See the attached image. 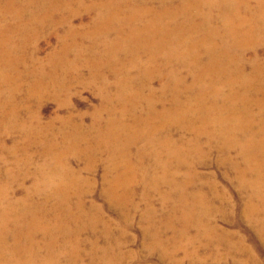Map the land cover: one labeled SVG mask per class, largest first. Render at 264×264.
Returning a JSON list of instances; mask_svg holds the SVG:
<instances>
[{"label": "bare ground", "instance_id": "1", "mask_svg": "<svg viewBox=\"0 0 264 264\" xmlns=\"http://www.w3.org/2000/svg\"><path fill=\"white\" fill-rule=\"evenodd\" d=\"M92 13L88 29L83 21L80 28L73 25L75 18ZM59 27L63 28L64 58L60 62L70 75L69 82L95 87L103 100L94 109L90 126L80 120L64 121L60 142L64 150L57 141H46V154L53 165L35 166L37 181L31 196L14 201L8 196L23 168L18 174L15 168L0 172V264H83L85 257L88 264H121V244L110 236L100 208L88 207L83 201L90 193L87 187L94 188L96 183L83 173L96 171L101 158L102 197L118 208H129L127 216L131 217L137 206L133 198L136 184L142 186L145 200L164 188V203L175 196L179 207L172 205L174 210L162 220L165 230L174 234L173 220L184 227L192 221L201 223L197 217L203 214L211 218L213 210L202 206L207 182L204 184L202 174L196 171L195 159L208 158L214 150L219 165L235 174V186L250 189L255 197L264 193V58L259 53L264 45V0H0L3 135L34 132L25 122L17 123L19 107L12 105L8 110L15 95L7 90L12 88V80L20 78L12 72L16 61L20 62L14 60L20 49L7 46L8 38L18 36L24 45L32 31L41 33L48 28L54 32ZM93 38L103 39V44ZM85 40L91 43L85 45ZM70 51L73 64L67 63ZM43 73L29 88L32 92L37 84L44 85ZM7 93L12 97L2 102ZM8 147L5 143L0 146L14 164L31 168V156L23 151L27 158L19 159L18 150ZM67 156L85 165L75 169L65 162ZM3 159L0 153V163ZM146 159L151 163L146 164ZM207 188L215 192L217 187L208 181ZM177 207L185 211L179 219L174 214ZM245 207L241 214L258 221L250 212L255 209L259 214V209L252 203ZM91 209L97 211L96 217ZM195 209L199 215L192 213ZM10 217L23 218L22 223H13ZM98 222L104 224V246L97 239L87 243L82 238L86 229L95 234ZM155 225L144 228L143 234L151 240L146 247L162 246L161 255L172 259L178 249L175 238L180 235L164 241L162 230ZM184 228L181 235L186 234ZM212 232L205 234L211 236ZM38 234L41 240L35 239ZM86 243L87 250L83 249Z\"/></svg>", "mask_w": 264, "mask_h": 264}, {"label": "rangeland", "instance_id": "2", "mask_svg": "<svg viewBox=\"0 0 264 264\" xmlns=\"http://www.w3.org/2000/svg\"><path fill=\"white\" fill-rule=\"evenodd\" d=\"M88 2H90V0H88ZM93 16L94 13L85 15L82 17V19L75 18L73 20V25L80 28L82 27L81 23L83 21L84 24L86 23L85 26L88 29L89 22ZM62 29V27H59L53 32L46 28V30L44 32L41 31V33H35L32 31L33 33L31 32L30 36L24 40V45L21 43L23 40L21 38L18 39V36L13 35L11 38H8L9 44L7 46H14L20 49V51H17L14 56V60H19L20 62L18 63L16 61L17 64L15 68L12 69V72L14 76L20 75L21 79L15 78V80H12V88L7 90L13 92L12 94L15 95V97H12V94L7 93V95H5L7 97L3 96L1 100L4 102L7 99H10L8 96H11L12 98L10 100L13 101V103L8 106V110L11 109L12 105H15L17 108L19 107L18 113L20 116H17V123L22 124L25 122L24 124L27 126V128L32 127L34 130L33 133H29L27 130L13 131L8 135H3L2 132H0V146L4 145V143L10 148L14 146L12 148H16L18 150L16 157L19 159L27 158L22 154L23 151H25L32 158L30 169L26 167L24 168L22 165L19 167L20 163L18 162L19 164H14L13 158L10 157L8 152L6 153V151H2L0 148L1 156L5 158L3 159L4 161L2 160L0 163L1 174H3L6 169L12 171L15 168L17 174L19 173L20 169H24L20 174L22 178H15V184L12 183L11 187L9 188L10 191L8 196L13 201L15 199L18 200L25 196L32 195L31 188L33 187L34 182L36 183L37 181H35L37 178L34 171L35 166L46 167V165H53L51 157L49 158V156L46 154V141H51V139L57 141L59 143V148H61L60 150H64V148H62L63 145L60 143L62 138L61 133L64 130L63 126H65L63 124L64 121L68 120L72 123H76L80 120L85 125L90 126V122H93L94 118L92 113L94 112V109L96 110L101 105L103 100V96L98 94L95 87L86 88L77 84L76 82H69L68 79L70 75L60 62L64 59L63 56H61ZM111 38H113V35H111ZM91 40H97V42L99 41V45H101V43L103 44V39L101 38H93ZM68 41L73 43V41L70 39H68ZM64 43H67V39ZM90 43L91 41L89 40H85L84 42L85 45ZM16 44L18 45L16 46ZM259 53L260 57L264 58V45L259 49ZM57 55L59 57H57ZM66 58L68 64H73L75 62L73 52L68 53ZM246 58L249 60L248 56ZM248 69H250L249 65L247 66V70ZM40 72L46 73L42 74L45 76L43 81H41V83H44V85L37 84L38 88L34 89L32 92L29 88L34 85L36 81L39 82L38 78ZM82 74L84 77H87L88 71L84 70ZM109 79L112 81V77H109ZM14 83L16 86H14ZM17 86H19L18 90L16 91L15 89L12 91V89L16 88ZM155 86L157 85L155 84ZM62 90H65L66 92L63 91L62 93ZM114 92V89H112L111 94H114ZM30 119H34L32 120L33 124H31ZM44 126L50 127L46 128ZM59 129H61V131ZM0 131H2V128ZM186 135L190 137L189 134ZM203 141L204 139L202 142ZM72 158H68L67 156V158H65V162L67 161L73 168L80 169L85 165L82 161H77L74 157ZM50 160L51 162H49ZM102 160L103 158L98 161L96 171L83 173L85 178L89 180L92 178L96 181L94 188L87 187V190H89L90 193L84 196L83 201H85L84 204L88 207L95 205L96 207L98 206L100 208L99 214L102 216V219L105 221V223H107L105 226H108L109 231H111L110 236L115 239L116 242L121 244L119 249L121 257L119 260H122L121 264H264V193L259 197H255L253 196V193L250 189L235 186V174L227 167L219 165V154L216 152V150L212 151L208 158L195 159L196 171L202 174L203 183L205 184L209 181L214 183L217 187L215 192L208 191L206 183L204 186L205 189H203L204 197H202V206L207 207L205 208L207 210H213L211 211V218L206 219L205 215L203 214L202 216L197 217L199 220H201V223L192 221L190 225L184 226L186 228L181 227L176 220L172 221L174 226H176L175 234L178 236L180 235L179 237L175 238L176 240L174 243L178 249H174L175 253L172 259L170 257L161 255L162 251H160L159 248H163L162 246L149 250L146 246L151 243V240L143 234V231L146 226H151V224L155 222V229L156 227H159V229L162 230L161 235L164 241H170V239L175 236V234L170 230H165V224L162 222L163 219L165 220L167 214L174 210L173 206L178 204L175 196H173L167 203H164L163 195L167 191L164 188L162 191L153 192L149 200H145V197L142 193V186L136 184L135 188L137 192L134 194L133 198L137 206L135 207L136 209L132 211L131 217L127 216L130 212L129 208L120 207L122 208L120 209L111 203H107L102 197L104 188L101 180V176L104 171ZM148 163H151L150 159H146V164ZM0 177V181L2 182L3 175H0ZM73 201L75 202L76 198H73ZM251 203L259 209V214L255 209L250 212L254 214V217L258 221L241 214V212L246 208L245 206ZM1 204L3 203L0 201V214L2 210ZM178 207L176 208L174 214L176 218L179 219L180 212L182 211V213H184L185 211L179 209ZM91 211V215L96 217L98 214L97 211L94 209H91ZM186 212L189 214L191 211ZM148 213L151 216H149ZM192 213L194 215L200 214L198 209H195V211ZM153 215L155 218H152ZM145 217H147V219H145ZM10 218L15 220L13 223H17L20 220V224L22 223L23 219H18L17 217ZM154 219L156 220L154 221ZM1 228L3 229L2 223L0 224V229ZM95 228V234H93L89 229H86L82 234V238L88 241L87 243L93 239H97L99 244H101L100 246H104L107 241L104 234V224L98 222ZM182 228H184L183 230L186 232L185 235H181ZM2 229L0 230V235L3 231ZM151 229L153 231H151V233H155L154 228ZM209 230L213 231V235L210 236L205 234ZM35 237L34 238L37 240H41L43 238L40 234L36 235ZM22 242H25L23 238ZM87 243L83 246V249L85 250L89 248V244ZM171 251H173V249H171ZM23 258L26 257L23 255ZM88 262L89 258L85 257L83 264H88Z\"/></svg>", "mask_w": 264, "mask_h": 264}]
</instances>
